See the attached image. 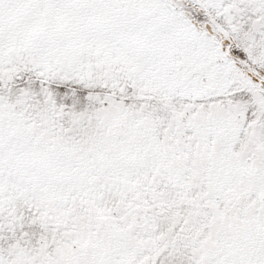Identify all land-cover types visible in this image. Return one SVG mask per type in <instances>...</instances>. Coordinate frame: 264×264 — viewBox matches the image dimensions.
Returning a JSON list of instances; mask_svg holds the SVG:
<instances>
[{
    "label": "snow or ice",
    "instance_id": "obj_1",
    "mask_svg": "<svg viewBox=\"0 0 264 264\" xmlns=\"http://www.w3.org/2000/svg\"><path fill=\"white\" fill-rule=\"evenodd\" d=\"M0 264H264V0H0Z\"/></svg>",
    "mask_w": 264,
    "mask_h": 264
}]
</instances>
